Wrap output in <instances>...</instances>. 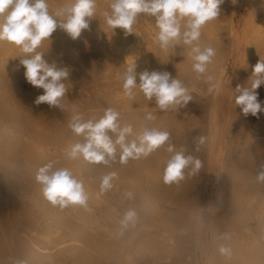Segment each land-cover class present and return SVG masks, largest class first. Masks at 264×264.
Listing matches in <instances>:
<instances>
[{"label": "bare ground", "instance_id": "bare-ground-1", "mask_svg": "<svg viewBox=\"0 0 264 264\" xmlns=\"http://www.w3.org/2000/svg\"><path fill=\"white\" fill-rule=\"evenodd\" d=\"M68 2L48 0L49 10L54 12ZM229 2L230 16L240 6L247 13L236 27L228 12L220 11L216 22H230L226 36L229 48L222 44L221 51L224 56L237 55L243 62L241 81L237 79L240 83H235L246 87L254 66L264 59V0ZM109 4L110 0H97L96 16L78 39L72 40L58 28L50 41L45 40L37 49L50 63L55 61L71 70L65 81L68 91L62 107L34 103L43 89L27 82L18 57L24 54L13 44L0 43V264H17L21 260L28 264H264V182L257 180V171L264 164V111L235 119L241 108L231 97L236 89L229 79L232 63L227 57L222 61L220 51V57L216 51L218 56L199 78L190 57V63L174 67L181 80L195 75V80L208 85L207 119L202 122L206 124L204 128L197 125V137L206 138L200 147L205 154L199 172L189 175L186 169L185 179L165 184L164 167L173 154L167 148L171 145L174 151H182L184 145L188 147L183 138L186 125L180 119L168 122L145 109L133 110V99L144 100L143 104L147 99L139 90L132 99L125 96L118 74L126 69L127 59L135 61L137 73L165 72V58L173 68L178 66L174 62L178 56L175 59L171 53L176 51L162 50L155 40L154 17L140 14L134 33L126 35L120 28L113 31L103 15L110 12ZM225 18H229L228 22ZM210 24L206 23V31ZM215 30L210 37L217 35ZM206 31L201 34L204 36ZM216 37L213 46L219 48L221 39L218 35L220 40L216 41ZM95 43L102 45L97 58ZM183 46L175 49L182 50ZM207 76L213 77L212 81H207ZM79 81L83 82L78 84ZM96 89L101 93L97 94ZM256 92H261L258 100L264 107V85ZM107 107L120 112L121 124L132 125L134 135L147 124L167 131L169 141L148 156L129 158L124 164L119 162V149L116 160L108 165L77 166L67 160L65 150L69 144L82 139L69 128L72 117L80 114L84 120L99 119ZM149 113L154 117L151 121L146 120ZM234 121H238L236 135L243 140L236 145L228 143L226 136L231 132L227 130L230 134L225 136L224 130L226 123ZM48 162H54L57 168H69L83 180L89 194L86 208H59L43 199L34 175L39 166ZM212 171L223 175V179L219 177L223 183L216 190ZM113 172L116 175L112 187L101 191L102 177ZM129 192L131 198L126 195ZM130 209L138 213L139 222L121 234L119 221ZM220 246L229 248L231 255L221 254Z\"/></svg>", "mask_w": 264, "mask_h": 264}, {"label": "clouds", "instance_id": "clouds-1", "mask_svg": "<svg viewBox=\"0 0 264 264\" xmlns=\"http://www.w3.org/2000/svg\"><path fill=\"white\" fill-rule=\"evenodd\" d=\"M224 0H110L109 11L103 13L105 23L113 29H123L125 34L134 33L133 26L140 14L155 18V40L165 51H174L176 46H187L189 56L193 60V70L200 75L207 71L216 51L211 46H201L199 43L202 27L220 14V5ZM235 2V0H233ZM97 0H69L68 3L49 10L48 0H0V43L17 46L24 54L19 64L25 69L24 75L29 84L42 88L43 94L36 97V105L46 103L49 107H62L61 101L66 96L71 70L57 62L45 59V53L37 51L45 40L50 41L52 34L59 28L72 40L88 30L90 22L96 16ZM127 67L118 78L123 81L125 96L134 98L136 90L155 104L161 111L177 105H186L191 96L183 82L172 78L168 72L144 70L136 72L135 61L126 60ZM137 76L139 83H137ZM207 81L213 77L207 76ZM264 85V59L253 68L246 87L237 85L234 91L235 104L247 116H256L264 111L258 100V89ZM215 87V85H213ZM154 117L149 113L147 121ZM69 128L72 133L82 139L69 144L65 150L66 159L77 166L105 164L115 161L119 149V162L127 163L129 158L148 156L153 151L165 145L170 134L157 128L142 126L139 134H133L130 124H121V114L107 107L99 119L84 120L80 114L72 117ZM115 137V139H113ZM129 137H132L129 139ZM205 137L194 138L196 150L205 142ZM173 153L166 161L163 174L165 184L179 183L185 179V170L194 175L202 167L201 160L193 155H185L183 151H174L173 146L167 148ZM115 173L104 175L101 179V191L112 187ZM40 186L43 199L53 206L87 207L89 194L85 190L83 180L67 167H55L54 162L39 166L34 175ZM257 180L264 182V164L257 171ZM131 198L132 193H126ZM139 222L138 213L128 210L119 221L121 234L124 230L133 228ZM219 252L230 256L229 248L220 246ZM17 264H28L27 261H17Z\"/></svg>", "mask_w": 264, "mask_h": 264}, {"label": "rangeland", "instance_id": "rangeland-1", "mask_svg": "<svg viewBox=\"0 0 264 264\" xmlns=\"http://www.w3.org/2000/svg\"><path fill=\"white\" fill-rule=\"evenodd\" d=\"M230 0H225V2L224 3H222L220 6V8L222 9H220V11H222L221 13L223 14V12H228V15L227 16H230L229 15V13L231 12L230 11V2H229ZM229 2V3H228ZM224 4V5H223ZM225 4H226V7H227V10L228 11H226V7H225ZM224 7H225V9H224ZM220 13V14H221ZM236 14H233L232 15V13H231V16H230V22H233L235 25H236V27H239L240 26V18H242L243 16H245L246 15V13H247V10L245 9V8H243V6H240L239 7V10H237L236 12H235ZM226 14V13H225ZM226 16V17H227ZM240 16V17H239ZM221 17V16H220ZM220 17L218 16L217 17V19L215 18V19H213L212 20V22L211 21H209L208 22V24H210V23H212V25H215V26H212L211 24V26L210 27H208L209 29L206 31V24L202 27L203 29H205V30H203V29H201V31L203 30V31H206L205 32V34H204V36H203V34H201V36H203L201 39V42H200V40H199V43H200V45H201V43H204V44H202V46H213V42L215 41V36H217L216 37V41L217 40H220V42H218V46H220L219 48L218 47H216V48H214L215 46H213L212 48H214L215 49V51H220L221 52V54H223L222 53V49H224L223 47H227V49L229 48V44H227V43H229L228 42V37H226L229 33H228V28L227 27H229V23H225V24H221V22H216V21H218L219 19H220ZM228 20H229V18H225V22L227 21L228 22ZM221 25H220V24ZM222 23H224V21H222ZM216 24H219V26L218 27H220V28H217L216 27ZM228 26H227V25ZM208 26V25H207ZM211 27H216L215 29L217 30V35H215L214 37H210V35L211 36H213L214 34V30L215 29H211ZM221 29V30H220ZM209 30H212L213 32H211L210 33V35H209ZM216 30H215V34H216ZM202 31V32H203ZM201 32V33H202ZM218 35H219V37H220V39H219V37H218ZM208 36H209V38H210V40H207V39H209L208 38ZM211 38H212V40H211ZM226 38V39H225ZM203 40H204V42H203ZM222 41V42H221ZM212 43V44H211ZM221 43V44H220ZM227 44L228 46H224V44ZM98 43H95L94 44V46L96 47L95 48V50H94V54H95V58H97L98 57V55H99V52L102 50V45H97ZM222 44H223V47H222ZM183 46V45H182ZM184 48H186L187 46H183ZM182 47V48H183ZM182 49L181 50V48L179 49H175L174 51H176V54H175V52H171L172 54H174L173 55V57L176 59V57L175 56H178L177 57V59L176 60H174V62L175 61H177V62H175V63H177L178 64V66L174 63V62H172L173 64H175V65H173V68L174 67H179V65L180 66H182V65H184V63L185 62H187V63H190L188 60L190 59L189 57V51H186V49L188 48H186V49ZM227 49H225V50H227ZM177 50H180V51H177ZM184 50L186 51V53H184ZM187 50H189V49H187ZM88 51V50H87ZM220 52H219V57H220ZM227 52V51H226ZM179 53V54H178ZM165 53H163V55H164ZM178 54V55H177ZM217 54V53H216ZM224 54H225V52H224ZM224 54H223V58L221 59L222 61H224V59H226V57L228 58L227 60L228 61H230L232 64H231V66H230V70H229V79L231 80H233L234 81V83L235 82H238V81H236L237 79H239V81H241V75H242V72L240 71V69L243 67L242 66V63H241V61H240V59L237 57V55L235 56H224ZM166 55V54H165ZM218 55H215V58L217 57ZM166 57V56H165ZM188 59H187V58ZM218 57V58H219ZM225 57V58H224ZM233 58H235V59H233ZM166 60H165V63H166V72L168 71V69H170V72L172 73H170V72H168V73H170L171 74V76L172 77H174V78H177V79H180L181 80V76L179 77V75H180V72H179V70H177V71H175V68L173 69V68H170L172 65H171V63H170V65H169V60L167 59V58H165ZM167 65H168V68H167ZM192 65H193V62H192ZM170 66V67H169ZM234 67V70H232V68ZM172 70V71H171ZM241 70H243V69H241ZM175 71V72H174ZM194 71V70H193ZM241 73H240V72ZM174 72V73H173ZM179 74H178V73ZM238 73H240V74H238ZM176 74V75H178V76H174V75ZM197 74V73H196ZM237 75H238V77H237ZM191 77H193V78H191ZM189 78V79H188ZM188 78H182V82H183V84H184V86L188 89V93H189V95L191 96V99H190V101L186 104V105H177V106H175V107H171V108H169L168 110H164V111H161L160 109H158L157 107H156V104H155V99H153V100H151V101H149V100H146V98H144L145 100H146V102L143 104V101L144 100H138V99H133V101L131 102V105H132V109L133 110H146V111H151V112H154V113H156V114H158V116L160 115L161 117H164L165 118V120H167L168 122H169V120H171V121H173V120H179L180 119V121L179 122H181L182 123V125L184 124V125H186V126H183L184 127V133H183V138H184V143L186 144V146H191V147H189V149H188V147H185V145H184V150H182L186 155H188V154H190V153H192V155L194 154V152H196L197 150H196V144L194 143V138L195 137H197V131L199 132L200 131V129H198V127H199V125H198V123L201 125L202 124V122L204 123V121L206 122V119H207V112L205 111V110H207V106H205V102H207V104H208V95H209V92H208V85H207V83L205 82V81H202L201 82V80H195V75L194 76H190V77H188ZM186 79V80H185ZM191 79V80H190ZM193 80V81H192ZM198 81H200V82H198ZM83 81H79L78 82V84L79 83H82ZM205 82V83H204ZM198 83V84H197ZM199 83L201 84V83H203V84H201V85H199ZM240 82H238L237 84H239ZM235 85H236V83H235ZM72 86H74V85H72ZM204 86V87H203ZM237 86V85H236ZM204 88H205V91H204ZM207 88V89H206ZM104 90V89H103ZM95 92H97V89L96 90H94ZM101 93V91H99L98 90V92H97V94L98 93ZM99 93V94H100ZM96 94V93H95ZM143 94V93H142ZM207 94V95H206ZM258 94H261V92H259ZM234 96V98H235V95H232L231 97H233ZM144 97V96H143ZM207 97V98H206ZM234 98H232V99H234ZM206 104V105H207ZM182 106V107H181ZM105 110V109H104ZM239 113H236V117H235V119H237L238 121H239V119H241V115L243 114L242 113V111H241V109H240V111H238ZM241 112V113H240ZM155 114V115H156ZM238 114V115H237ZM175 115H176V117H175ZM181 117H182V119H181ZM170 118V119H169ZM231 121V120H230ZM238 121H234V123L233 124H228V123H226V125H225V128H224V130H225V136L226 135H229L230 133H229V131L231 132V136L229 135V136H226V139H228L227 141H229L228 143H231V144H233V145H236V143L239 141V142H241V141H243L242 140V137L240 136H238V135H236V134H238L237 133V131H238ZM197 123V124H196ZM206 124V123H205ZM205 124H204V126H203V124H202V126L201 127H205ZM197 125H198V127H197ZM228 125H229V127H228ZM232 127V128H231ZM235 127V128H234ZM198 130H197V129ZM200 128V127H199ZM202 129V128H201ZM186 130V131H185ZM227 130H229V131H227ZM195 134H194V133ZM226 132H228V133H226ZM234 133H235V135L236 136H234ZM195 136V137H192L193 135ZM173 137H174V135H172ZM172 137V138H173ZM229 137H231V138H229ZM237 138V140H236V138ZM191 138V139H190ZM233 138V139H232ZM176 140V138H173V140ZM238 139H240V140H238ZM174 140V141H175ZM234 140V141H233ZM231 141V142H230ZM238 142V143H239ZM237 143V144H238ZM192 146L195 148V150H193L194 148H192ZM202 146V145H201ZM200 146V147H201ZM187 150H186V149ZM201 149H202V147H201ZM204 149V148H203ZM191 152H190V151ZM201 150H199V153L198 152H196L195 153V157H198L200 160H202L203 161V159L204 158H202L203 156H204V154L205 153H201L200 152ZM204 151V150H203ZM188 153V154H187ZM201 153V154H200ZM203 154V155H202ZM191 155V154H190ZM201 155V156H200ZM194 156V155H193ZM202 158V159H201ZM210 175H211V178H212V180H213V182L215 183L214 185H215V190H216V187L217 186H219V185H221L223 182H221L222 180L221 179H219V177L221 178V176H222V179H223V175L221 174V176H218V174H217V171H212L211 173H210ZM217 178V179H216ZM219 180H220V182H219ZM220 184H219V183ZM182 194V193H181ZM180 193H179V195H181ZM184 196H185V194H184ZM168 201V200H167ZM167 201H166V203L165 204H169V201H168V203H167Z\"/></svg>", "mask_w": 264, "mask_h": 264}]
</instances>
